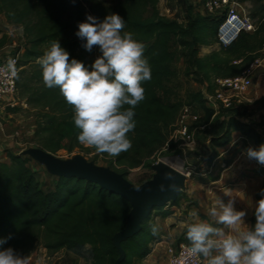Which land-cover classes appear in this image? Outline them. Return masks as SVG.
<instances>
[{"label": "trees", "instance_id": "trees-1", "mask_svg": "<svg viewBox=\"0 0 264 264\" xmlns=\"http://www.w3.org/2000/svg\"><path fill=\"white\" fill-rule=\"evenodd\" d=\"M240 1L245 3L249 0ZM159 2L119 0L108 9L109 15L115 13L125 20V32L132 33L133 39L145 45L144 55L152 72V78L142 83L145 99L134 109L136 126L127 134L132 147L113 157L110 163L109 168L125 178L129 170L146 165L147 159L167 145L175 147L169 142V137L181 104L173 100L169 83L178 77L175 67L177 56L183 57L188 64L187 74L208 94H213L215 79L238 75L252 61L262 58L259 54L264 49L262 21L254 33L243 32L229 48L202 57L200 50L203 46L217 45L223 18L204 14L194 5H188L187 21L181 22L161 15ZM83 3L74 0H0V15L9 25L22 26L27 40L28 46L19 63L17 84L25 103L38 112L33 138L37 147L54 155L63 149L65 141H70V149L80 148L87 153L96 151L79 143L77 136L80 130L74 125L72 106L67 104L58 87L45 86L42 67L38 63L52 42L59 41L69 53L70 60L76 59L92 70L94 61L89 60L85 50H79L78 54L71 51L75 46L72 36L87 14ZM1 43L2 40L0 48ZM238 60L242 63L235 65L234 61ZM189 98L191 103L211 110L206 104L203 89L189 92ZM218 111L222 116L217 118L220 126L210 141L209 165L219 157L220 148L232 143L234 133H241L257 146L264 145L262 120L259 122L262 132H258L249 122L239 118L242 110L221 107ZM8 157L10 163H0V240H6L0 250L11 247L22 256H32L39 247L53 255L64 249L74 251L87 246L91 252V264L116 263L120 253L113 238L126 228L132 209L126 199L79 178H57L54 188L46 192L36 173L28 166L30 158L12 152ZM262 189L264 184L257 194L258 201L264 198ZM180 194L168 205L170 208H155L144 220L141 231L122 243L126 257L120 264H138L151 254L156 240L154 218L172 217L175 212L171 208L180 206ZM252 223L255 224V215ZM185 235L184 232L179 243L187 242L183 239Z\"/></svg>", "mask_w": 264, "mask_h": 264}, {"label": "clouds", "instance_id": "clouds-1", "mask_svg": "<svg viewBox=\"0 0 264 264\" xmlns=\"http://www.w3.org/2000/svg\"><path fill=\"white\" fill-rule=\"evenodd\" d=\"M124 29L125 20L115 13L102 22L88 15L86 22L79 23L76 35L86 41L83 47L91 52L98 46L102 53L91 71L82 62L70 60L59 41L52 42L38 60L45 86L58 87L74 110L79 143L112 157L131 149L127 134L136 126L134 109L145 99L142 83L152 78L145 45ZM246 155L264 165V145L258 150L248 148ZM164 179H172L171 173H165ZM159 190L166 191L163 183ZM209 214L218 226L200 222L187 227L189 256H202L207 264H264V198L257 202L252 227L245 223L246 212L236 210L233 199L227 203L218 199ZM4 243L6 240H0V246ZM0 264H31V256L9 247L0 250Z\"/></svg>", "mask_w": 264, "mask_h": 264}, {"label": "rangeland", "instance_id": "rangeland-1", "mask_svg": "<svg viewBox=\"0 0 264 264\" xmlns=\"http://www.w3.org/2000/svg\"><path fill=\"white\" fill-rule=\"evenodd\" d=\"M74 1L84 2L83 5L87 9L84 22H86L88 15L97 18L98 22H102V16L104 18L108 16V9L114 7L119 0ZM204 2L205 0H160L159 10L161 15L171 19H178L183 22L184 20H187L186 9L188 5H194L197 10L206 14L203 8ZM245 8L255 26L258 27L260 23L264 21V0H249L245 2ZM0 33H4L1 38L2 43L0 48V58L6 57L16 51L23 53L25 48L28 46L27 40L23 36V28L20 25L8 24V27L0 25ZM76 33L72 36V41L75 44V46L71 48L72 52L78 54L80 52L79 50L83 49L89 55L90 61H95L96 58L102 55L98 46H94L91 52L87 51L83 47L86 41L77 37ZM216 50H220L217 45L212 47L203 46L200 50V56H208ZM259 55L264 58L263 53ZM175 67L178 70V77L169 83V87L173 90V100L181 104V111L188 107L192 111L193 116L195 115L198 117L197 121L190 120L188 123L190 130L194 135L196 147L194 149L186 148L185 150L180 149L177 146L169 149L164 148L147 159L146 165L129 170L127 179L135 185H141L146 181H149L155 173L153 166L159 161H163L174 168L181 170L183 173L189 174L190 176L186 180L185 188L180 194L183 203L181 206L176 207V212L179 214V218L190 219V214L192 213V218L196 219V221L189 222L187 224L188 227V225L197 222H212L211 220L213 218L209 214L212 203L209 202V199L213 196H217L216 192H219V189L222 187L233 188L235 185V182L231 179L225 181L226 184H218V181L222 178L223 171L229 169L236 160V166L245 164L247 149H256L260 146H257L253 140L247 139V137L241 133H234L232 143L226 147L220 148L218 150L219 157L211 165H209L208 159L212 150L210 141L212 136L215 134V131L219 129L220 124L219 122L217 123V118H220L222 113L218 110L210 108L213 110L210 114L209 112L211 110L208 111L200 105L191 103L189 92H197L204 88L196 83L193 77L187 74L189 66L183 57H176ZM251 96L253 103L249 104L242 110L239 118L244 122H249V124L254 126L258 132H262V129L259 127V122L262 120L264 123V69L256 76ZM15 98L19 103V106L7 109L6 111V113H14V109L19 110L15 113L17 119L14 118L11 122L16 124L17 120L30 118L36 122L38 119V112L32 109L31 106L24 105L25 99L21 97L19 90ZM176 125L177 121L175 123V126ZM35 130L36 129H34V131ZM33 135L19 137L17 141L18 146L10 151L16 152L24 158L31 159L28 166L36 173L37 178L43 185V190L48 192L54 188L58 177L50 174L45 165L24 154V152L29 149L39 148L37 147ZM170 135H173L172 130L170 131ZM79 155L94 162L96 165L105 168H109L110 163L114 160L112 156H104L96 151L87 153L85 150L80 148L70 149V141H65L63 149L56 154V156L63 161L72 160L74 157ZM151 163L152 166H149ZM232 170H235V168ZM260 170L262 171L264 169L260 168ZM242 176H246L245 172ZM187 227L184 230L185 234L187 232ZM185 239L187 240V238ZM186 243L190 244L188 240ZM59 253L60 254H58L56 260L46 262L49 264H91L92 262L91 252L87 246L74 251L64 249L59 251ZM45 254L47 256H52L48 254L44 247H39L33 253L35 256L34 258L37 259L42 258Z\"/></svg>", "mask_w": 264, "mask_h": 264}, {"label": "built area", "instance_id": "built-area-1", "mask_svg": "<svg viewBox=\"0 0 264 264\" xmlns=\"http://www.w3.org/2000/svg\"><path fill=\"white\" fill-rule=\"evenodd\" d=\"M203 8L208 15L223 18L218 29L217 46L220 49L229 48L243 33H254L257 29L248 15L245 3L240 0H205ZM22 52L16 51L6 57L0 58V119L7 109L19 106L16 101L18 92L19 63ZM242 60L234 61L235 65ZM264 68V58H257L248 64L235 76L215 79V92L208 94L204 89L206 104L209 108L219 110L236 108L243 110L253 103L251 96L256 76ZM24 105H27L24 103ZM190 108L183 109L177 119V125L170 135L169 142L180 149H194L196 147L194 135L190 131L189 121H197ZM36 126V122H35ZM36 129V127H35ZM165 149H169V146ZM188 243L175 247L168 246L166 250V264H204V257H192L187 253Z\"/></svg>", "mask_w": 264, "mask_h": 264}, {"label": "crops", "instance_id": "crops-1", "mask_svg": "<svg viewBox=\"0 0 264 264\" xmlns=\"http://www.w3.org/2000/svg\"><path fill=\"white\" fill-rule=\"evenodd\" d=\"M184 21L186 22L187 20ZM0 25L8 27L6 19L2 15H0ZM3 35L4 33H0V40ZM262 53L264 55V49L262 50ZM14 118H16L15 113L5 112L0 119V163H10L8 153H16L10 150L18 146L17 141L19 137H25L27 135L32 136L36 127L35 121L31 120V118L17 120L16 124L11 122ZM256 149L258 150L259 148ZM236 161L229 169L223 171L222 178L218 181V184H226L225 181L231 179L235 182L234 187H222L219 189V192H216L217 196L210 198L209 202L212 203V208L218 199L223 200L225 203H227L229 199H233L236 210H243L246 212V216L244 218L245 223L249 227H252L254 226L252 223V217L254 216L255 208L258 202L257 194L264 184V170H260V168L264 169V165L258 163L254 159H249L248 157L245 158V164L243 165L241 164L236 166ZM234 168L235 170H232ZM244 172L246 174L245 177L242 176ZM182 203L183 201L181 200L180 206ZM176 207L177 206L171 208V210L175 212L172 217L162 218L158 216L154 218L153 222L156 229L154 235L156 240L152 244V252L147 258L138 261V264H166V250L168 246L173 245L177 247L182 243H186H179V239L183 235L187 224L189 222L196 221V219L192 218V213L190 214V219L179 218V214L176 212ZM168 208L170 207L167 205L166 209ZM211 221L212 222L210 224L218 226L215 224L214 218ZM205 223L209 222L205 221ZM185 238L186 235L183 236V239ZM58 254L60 253H55L52 256H47L45 254L42 258L38 259L34 258L35 256L32 255L31 264H49L46 261L56 260ZM204 264H207L206 258H204Z\"/></svg>", "mask_w": 264, "mask_h": 264}, {"label": "water", "instance_id": "water-1", "mask_svg": "<svg viewBox=\"0 0 264 264\" xmlns=\"http://www.w3.org/2000/svg\"><path fill=\"white\" fill-rule=\"evenodd\" d=\"M24 154L45 165L48 172L58 178H79L96 183L103 189L122 196L131 204L132 209L127 217L126 228L113 238V243L120 253L115 264H120L126 257L122 243L141 231L144 220L155 208L164 207L176 201L185 188L188 178L184 173L159 161L153 166L155 173L152 178L141 185H135L122 174L110 168L98 166L80 155L72 160L63 161L42 148L29 149ZM165 173H171L172 179H164ZM161 183L165 185L164 192L159 190ZM171 184L176 186L175 189L168 187Z\"/></svg>", "mask_w": 264, "mask_h": 264}, {"label": "bare ground", "instance_id": "bare-ground-1", "mask_svg": "<svg viewBox=\"0 0 264 264\" xmlns=\"http://www.w3.org/2000/svg\"><path fill=\"white\" fill-rule=\"evenodd\" d=\"M167 164V163H166ZM169 165V164H168ZM169 166H171V165H169ZM171 167H173V166H171ZM174 168V167H173ZM174 169H176V168H174ZM176 170H178V171H180V172H182L181 170H179V169H176ZM183 173V172H182ZM185 174V176L186 177H189L190 175L189 174H186V173H184Z\"/></svg>", "mask_w": 264, "mask_h": 264}]
</instances>
